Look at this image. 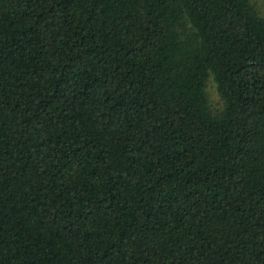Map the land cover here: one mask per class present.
<instances>
[{
    "label": "trees",
    "instance_id": "trees-1",
    "mask_svg": "<svg viewBox=\"0 0 264 264\" xmlns=\"http://www.w3.org/2000/svg\"><path fill=\"white\" fill-rule=\"evenodd\" d=\"M0 264H264L250 0H0Z\"/></svg>",
    "mask_w": 264,
    "mask_h": 264
},
{
    "label": "rangeland",
    "instance_id": "rangeland-1",
    "mask_svg": "<svg viewBox=\"0 0 264 264\" xmlns=\"http://www.w3.org/2000/svg\"><path fill=\"white\" fill-rule=\"evenodd\" d=\"M256 7L260 15L264 16V0H250ZM206 94L208 97L209 109L212 113L220 111L223 107V101L218 94L217 87L212 78L208 79L205 85Z\"/></svg>",
    "mask_w": 264,
    "mask_h": 264
}]
</instances>
